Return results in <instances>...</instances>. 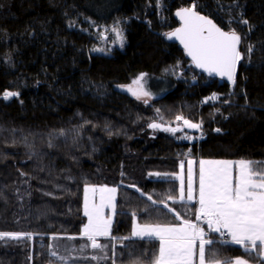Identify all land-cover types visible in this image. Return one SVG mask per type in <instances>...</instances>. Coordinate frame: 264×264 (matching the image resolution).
Instances as JSON below:
<instances>
[{"label": "trees", "instance_id": "1", "mask_svg": "<svg viewBox=\"0 0 264 264\" xmlns=\"http://www.w3.org/2000/svg\"><path fill=\"white\" fill-rule=\"evenodd\" d=\"M193 4L241 38L232 85L185 70L184 51L166 41L178 26L174 12ZM112 26L121 29L123 46L96 52L105 47L102 36L112 40ZM140 74L149 77L152 105L117 90ZM178 115L199 124L205 139L182 143L183 129L150 128L159 120L180 126ZM199 159L264 166V0H0V233L26 234L0 237V264H64L59 257L85 242V188L104 185L117 189V200L109 211L112 238L104 242L109 259L99 264H129V251L147 264L158 241L117 238L130 236L133 213L141 224H179L175 212L183 205L181 217L196 220L197 203L185 197L175 208L168 197L179 196L176 177L185 183L189 161ZM208 236L216 258L264 264L257 252Z\"/></svg>", "mask_w": 264, "mask_h": 264}, {"label": "snow or ice", "instance_id": "2", "mask_svg": "<svg viewBox=\"0 0 264 264\" xmlns=\"http://www.w3.org/2000/svg\"><path fill=\"white\" fill-rule=\"evenodd\" d=\"M195 4L192 7L180 9L176 15L182 22V27L172 33L166 34L169 39L175 37L184 46L189 57H191L197 68L207 72L210 76L217 75L227 77L229 81L235 83V74L238 62L241 60V52L238 50L240 36L235 31H224L206 16L200 15L195 10ZM247 23V21H245ZM116 33L117 39L123 40L119 28L112 29ZM98 51L101 49H97ZM251 50V49H250ZM249 50V51H250ZM144 74H141L133 81L136 87H128V91L137 99L148 97L150 93L144 90L141 81ZM15 95V93H6L5 98ZM159 111V110H157ZM177 121H183V125L189 129H199L200 125L185 119L183 116H176ZM153 129L162 128L160 124L152 123ZM163 131L173 134L182 131L180 127H163ZM219 131V129H217ZM188 138V137H185ZM183 169L184 165H180ZM232 161H209L201 160L199 164V189L198 200L194 197L193 173L191 161H189L187 188L185 189L183 176H177L180 180L179 201L198 203L195 218L207 224L208 231L218 233L220 237L228 236L231 239H223V244L239 245L244 248L245 253L256 251L259 256L264 257V166L254 167L251 161L240 160L235 163L237 168L236 175L233 176ZM155 175H160L155 173ZM95 193L96 188H85L84 215L88 218L87 223L83 225L82 236L87 243L79 248L70 247L68 257H59L64 264L69 260L92 259L98 261L109 259L108 245L101 244L99 237H111L110 218H106L103 209L112 207L115 209V187L106 186L99 188L100 204L93 205L91 208L88 203L87 193ZM136 191L140 192L137 188ZM141 195H145L141 192ZM147 199L153 205L157 201L153 200L151 195ZM168 199L176 202V198L169 196ZM164 208L169 212L174 210L164 203ZM149 211V209H145ZM158 212L160 209H151ZM133 226L130 236L118 238L121 241H131L133 238L151 242L158 241L157 249L152 252L147 264H247V261L241 257L227 258L220 260L216 258V252L208 246L216 243L215 239L208 238V233L197 223L190 219L182 218L179 212H175V219L179 224H160V223H139L136 214L133 213ZM11 236L13 239L19 238V234L0 233V237ZM77 237H68L76 239ZM120 246L129 249L131 246L121 243ZM98 250L93 254L82 257L71 256L72 251L84 253L87 248ZM211 253V258L208 257ZM53 257L57 256L56 251H52ZM116 255L115 248L112 249V256ZM112 264H116L113 259ZM129 264H145L143 256H135L134 252L129 251Z\"/></svg>", "mask_w": 264, "mask_h": 264}, {"label": "rangeland", "instance_id": "3", "mask_svg": "<svg viewBox=\"0 0 264 264\" xmlns=\"http://www.w3.org/2000/svg\"><path fill=\"white\" fill-rule=\"evenodd\" d=\"M160 5V4H159ZM166 11H167V9H166V7H163V6H161L160 5V7H159V15H160V19L162 20V21H165L167 18H166ZM114 27H117V28H119V26H112V27H110V29H109V31H110V33H111V35H113L112 36V40H109L108 39V35H104V36H102V39H101V41H102V43L105 45V47L104 48H101V50H96V52H98V53H105V52H111V51H113L114 49H116V48H120V47H122L123 45V43H124V39L122 40V42H121V40L120 39H117V37H116V33L114 32V31H112V29L114 28ZM120 29V28H119ZM120 31H121V29H120ZM121 33H122V31H121ZM123 36V35H122ZM190 63V62H189ZM189 63L186 65V69L185 70H191L192 71V67L191 66H188L189 65ZM141 75V74H140ZM140 75H138V76H136L129 84H127V85H124V86H118L117 87V90H119V91H121V92H123V93H125V94H127V95H129L130 97H132L133 99H135L137 102H139V103H144V104H150V105H152L153 104V102H155V100H156V98L153 96V95H151V93H150V91H149V89H148V82H149V77L147 76V75H145L144 74V78H143V80L141 81V83L143 84V88H144V90L145 91H147L148 93H150V95L148 96V97H142L141 99H137L135 96H133L132 95V93L131 92H129L128 91V87L129 86H131V87H136L135 85H133V81L135 80V79H137ZM213 101V98H211V102ZM207 102L209 103L210 102V99H208L207 100ZM217 112V111H216ZM216 115H217V113H216ZM213 116H214V114H213ZM154 122H156V123H159V124H163V125H168V126H172L171 124H167V123H164L163 121H152V122H150V123H154ZM150 125V124H149ZM175 125H180L181 126V128L183 129V131L179 134V137H178V140L180 141V142H182V143H190V144H193V143H195V142H199V141H202V140H204L205 139V136L203 135V133H202V130H201V128H199V129H189V128H186V127H184V125H183V121H180V122H177V124L175 123ZM174 126V125H173ZM185 137H188V138H185ZM202 159H199L197 162H191V167H192V173H193V188H194V197H195V199L196 200H198V189H199V164H200V161H201ZM204 160H208V159H204ZM209 161H221V160H209ZM225 161V160H224ZM227 161V160H226ZM238 161H240V160H236V161H232L233 162V165H234V167H233V176H235L236 175V172H237V168L235 167V163L236 162H238ZM188 168H189V163H188V166H187V172H185L184 174H185V178H186V181H185V189L187 188V180H188ZM104 186H106V187H108V188H113V187H111V186H107V185H104ZM101 187H103V186H101ZM97 189V191L95 192V193H93V192H91V191H89L88 193H87V196H88V203H89V207L91 208L93 205H95V206H99V204H100V193H99V188H96ZM85 195H86V193H85ZM185 197H186V191H185ZM116 200H117V195L115 194V201H114V204L116 203ZM171 201H173V200H171ZM174 203V202H173ZM178 203H181L180 201H179V196L176 198V202L174 203V207L176 208V205L175 204H178ZM194 203V202H193ZM197 206L199 207V205H198V203H197ZM112 210H113V208L112 207H106V208H104L103 209V213H104V216L106 217V218H110V219H112V217H110V213H109V211H111V213H112ZM181 211L180 213H183V211H187L186 209H185V207L183 206V205H181V206H178V211ZM176 211H177V209H176ZM177 211V212H178ZM87 217H86V223H87ZM85 223V224H86ZM193 223H197L200 227H202V228H204L205 229V231L208 233V235H209V231H208V226H207V224H204L202 221L201 222H199V221H197V220H194L193 221ZM15 234H19V237H21V236H25L26 234H21V233H15ZM27 236H29L32 240H35L36 239V237L38 236V235H36V234H30V235H27ZM10 237V236H9ZM81 237V236H80ZM110 238H112V237H110ZM208 238H211V237H209L208 236ZM107 239H109V238H105V237H99L98 238V241L101 243V244H105L104 242L107 240ZM118 239V238H117ZM133 239H138V238H133ZM147 239V238H146ZM231 239V238H230ZM83 241H85L83 244H85V243H87V241L86 240H84V239H82ZM107 245V244H106ZM88 249H91L90 247L89 248H87L85 251L87 252V253H89L90 254V256L93 254H91V251H89ZM108 249H109V247H108ZM108 249H106V251L108 252ZM94 252H97V254H100V255H102L101 253H99L98 252V250H96V251H94ZM254 252H256V251H254ZM82 254H84V253H82ZM88 255V254H87ZM87 255H85V256H87ZM90 256H88V257H90ZM261 257V256H260ZM84 259V258H83ZM84 260H87V259H84ZM88 260H91V259H88ZM261 260L262 261H264V257H261ZM103 262L104 261H106V260H102ZM101 261V262H102ZM247 264H249V263H247Z\"/></svg>", "mask_w": 264, "mask_h": 264}, {"label": "water", "instance_id": "4", "mask_svg": "<svg viewBox=\"0 0 264 264\" xmlns=\"http://www.w3.org/2000/svg\"><path fill=\"white\" fill-rule=\"evenodd\" d=\"M182 9V8H181ZM180 9H178V10H176L175 12H174V18H175V20L178 22V26L175 28V29H173L172 31H170L169 33H172V32H174L176 29H178V28H180V27H182V22H181V20H180V18L176 15V13L179 11ZM201 15V14H200ZM208 18V17H207ZM210 19V18H209ZM213 21V20H212ZM213 23H215L214 21H213ZM216 24V23H215ZM217 25V24H216ZM218 26V25H217ZM219 27V26H218ZM222 29V28H221ZM223 30V29H222ZM166 41L167 42H169V43H173V44H177L183 51H184V54H185V56H186V58L192 63V65H193V67H194V69L196 70V71H198V72H200V73H202V74H204L206 77H208V78H211V79H218V80H221V81H224V82H226L228 85H232L233 84V82L232 81H229L228 79H227V77H220V76H217V75H212V76H210L207 72H205V71H203L202 69H200V68H197L196 66H195V64H194V62L192 61V59H191V57H189L188 55H187V53H186V51H185V49H184V46L180 43V41L179 40H177L175 37H173L172 39H169L168 38V36L166 35ZM238 48H239V45H238ZM237 69V68H236ZM158 124V123H157ZM161 126H162V128L163 127H171V126H166V125H162V124H160ZM177 127H180L181 128V126H177ZM151 129H153L152 127H150ZM162 128H158V129H156V130H158V131H163L162 130ZM172 128H175V127H172ZM182 129V128H181Z\"/></svg>", "mask_w": 264, "mask_h": 264}, {"label": "built area", "instance_id": "5", "mask_svg": "<svg viewBox=\"0 0 264 264\" xmlns=\"http://www.w3.org/2000/svg\"><path fill=\"white\" fill-rule=\"evenodd\" d=\"M188 66H191V64H189ZM215 113H217L218 114V111L217 112H215ZM223 239H227V236H225V237H222V240Z\"/></svg>", "mask_w": 264, "mask_h": 264}]
</instances>
